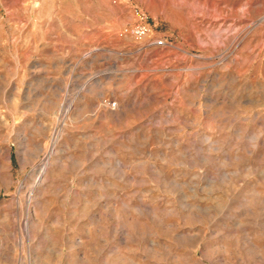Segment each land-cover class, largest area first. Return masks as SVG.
Returning a JSON list of instances; mask_svg holds the SVG:
<instances>
[{"label": "rangeland", "instance_id": "1", "mask_svg": "<svg viewBox=\"0 0 264 264\" xmlns=\"http://www.w3.org/2000/svg\"><path fill=\"white\" fill-rule=\"evenodd\" d=\"M0 264H264V0H0Z\"/></svg>", "mask_w": 264, "mask_h": 264}, {"label": "built area", "instance_id": "2", "mask_svg": "<svg viewBox=\"0 0 264 264\" xmlns=\"http://www.w3.org/2000/svg\"><path fill=\"white\" fill-rule=\"evenodd\" d=\"M133 32H134L135 35L139 36V35H141L142 31L137 28V29L133 30Z\"/></svg>", "mask_w": 264, "mask_h": 264}, {"label": "bare ground", "instance_id": "3", "mask_svg": "<svg viewBox=\"0 0 264 264\" xmlns=\"http://www.w3.org/2000/svg\"><path fill=\"white\" fill-rule=\"evenodd\" d=\"M192 8V7H191Z\"/></svg>", "mask_w": 264, "mask_h": 264}]
</instances>
